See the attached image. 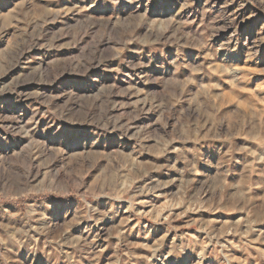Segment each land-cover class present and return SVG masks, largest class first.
<instances>
[{
    "label": "rangeland",
    "instance_id": "obj_1",
    "mask_svg": "<svg viewBox=\"0 0 264 264\" xmlns=\"http://www.w3.org/2000/svg\"><path fill=\"white\" fill-rule=\"evenodd\" d=\"M0 264H264V0H0Z\"/></svg>",
    "mask_w": 264,
    "mask_h": 264
}]
</instances>
